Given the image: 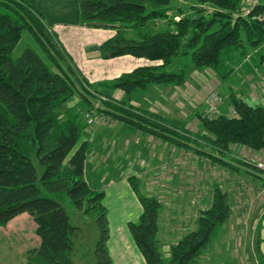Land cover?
<instances>
[{
    "label": "trees",
    "instance_id": "1",
    "mask_svg": "<svg viewBox=\"0 0 264 264\" xmlns=\"http://www.w3.org/2000/svg\"><path fill=\"white\" fill-rule=\"evenodd\" d=\"M172 1L78 0L81 26L113 32L98 46L100 59L146 60L92 91L37 9L24 0H0V227L24 213L33 218L41 243L29 264H74L72 236L78 229L55 196H66L84 216L94 215L99 232L95 263L113 264L104 192L94 190L85 178L88 144L82 137L87 126L83 111L101 114L130 132L226 170H237L232 162L239 163L230 158L232 146L264 150V105L253 106L235 93L228 100L235 116L208 119L197 111L198 133L187 130L188 121L165 119L131 105L133 96L150 85L184 84L187 66L173 67L179 56L189 57L195 70L209 69L223 83L234 71L228 65L231 52L240 64L256 51L254 61L264 66V3L250 15L236 18L233 13L244 0H185L194 3L192 15L179 7L173 12ZM23 34L34 46L27 45L14 57ZM115 90L124 93L123 99L109 95ZM75 96L79 99L64 111ZM35 165L42 170L40 175ZM132 185L142 209L139 219L127 227L145 264H197L211 251L217 230L231 216L229 196L213 185L209 207L198 216L196 228L172 245L166 258L157 239L162 204L141 195L139 182Z\"/></svg>",
    "mask_w": 264,
    "mask_h": 264
},
{
    "label": "rangeland",
    "instance_id": "2",
    "mask_svg": "<svg viewBox=\"0 0 264 264\" xmlns=\"http://www.w3.org/2000/svg\"><path fill=\"white\" fill-rule=\"evenodd\" d=\"M193 4L192 1L188 3L185 0H173V12L179 7L186 14L192 15L191 6ZM246 6L244 0L234 11V17L245 15ZM198 7L208 12L213 10L208 6L199 5ZM112 34L111 30L110 36ZM27 45L34 46L31 39L23 34L13 51L14 57H17ZM236 56L234 52L230 53L231 60H228V65L232 68L238 66L237 69L243 71L241 68L246 69L248 64L253 67L258 65L259 72L254 70L258 75L256 77L250 75L246 80L250 86L248 91L260 99L262 96L264 98V66L257 64V61L254 63L252 61L243 63L242 61L238 64ZM252 56L254 61L257 55ZM189 62V57L182 56L174 60L173 67L187 66L185 82L182 86L164 87L159 95L157 92L156 99L160 100L155 102L154 106L150 105V109L163 116L182 117L183 119L190 117L188 119L191 120V112L199 107L207 95L217 90L219 77L209 69L195 70ZM239 73V71L233 73L231 81L226 84L228 86L225 84L221 86V92L217 90L222 100L219 115L230 116V110L233 108L230 107L227 112H223L226 107L223 106V99L227 101L228 98L229 100L230 94L227 88L234 82L239 83ZM89 82L90 89L96 90L98 85ZM108 93L111 96V92ZM140 97L152 96L147 94ZM122 98L113 99L119 101ZM78 99L79 97L75 96L67 102L64 111L74 105ZM138 100L142 103L140 99ZM82 118L87 125L82 136L88 144L87 161L89 165L85 168L86 179L94 190H104L103 205L107 209L111 230L114 229L116 236H121L123 239L121 245L132 240L127 221L132 213L135 214V206L137 207L139 202L132 185L133 181L139 182L138 190L141 195L163 200L164 207L162 206L163 209L158 216L157 239L160 242L162 254L166 258L169 257L171 246L196 228L195 221L209 206L213 185L218 184L230 198V219H232H229L223 229L217 230L212 242V250L201 256L197 264H259L264 259V223L261 222L255 231L254 224H252L258 216L255 199L257 184L252 181L251 174L247 172L246 165L242 162L246 158L255 159L264 156V150L253 151L242 146H232L230 158L237 159L239 163L231 161L237 169L231 171L213 165L208 159L191 158L190 154L183 150L168 149L156 139L139 136V133H130L120 123L96 112L83 111ZM197 120L192 119L189 123L187 122V128L198 133L200 123ZM79 144L80 141L68 158ZM195 161L199 165L191 169L189 166ZM35 166L40 175L42 170L37 165ZM201 180L203 187H201ZM174 197L186 198L176 202ZM54 199L66 209L70 224L78 229L72 236L73 251L70 255L72 262L74 264H96L94 250L99 232L94 215L84 216L71 205L66 196H55ZM128 211H130L129 214ZM253 216H255L254 221ZM125 253L124 257H130L129 252Z\"/></svg>",
    "mask_w": 264,
    "mask_h": 264
},
{
    "label": "crops",
    "instance_id": "3",
    "mask_svg": "<svg viewBox=\"0 0 264 264\" xmlns=\"http://www.w3.org/2000/svg\"><path fill=\"white\" fill-rule=\"evenodd\" d=\"M24 1L31 4L35 9H37L41 13L47 27L56 35L64 51L69 55L74 65L77 67L80 73L88 80V82L91 81L92 83L97 85L100 83L109 82L119 77L121 74L130 72L133 69L142 66L146 63V60L144 61V59L142 60L131 56H123L110 60L100 59L98 54V46L110 36L111 30L105 28H93V27L81 26L79 22L78 0H24ZM251 61L253 63L256 62L253 60ZM257 67H253L248 64L246 69H244V67L241 68L243 69V71L237 69V66L234 67L235 69L234 72H238V71L240 72L239 73L240 77L238 79L239 83L238 84H236L237 82L232 83L227 88L229 91L228 94L235 93V95L239 99H242L253 106L264 105L263 96L260 99L258 96L256 97L254 94H252L251 91H248V89H250V86L248 85V80H246V78L250 75L256 77L258 73L256 74L254 70L259 72V69ZM234 72H232V74L229 76L228 81H231V76L233 75ZM227 82L223 83L220 80L217 90L220 91L221 86H223L224 84L226 85ZM162 89H164V86L150 85L145 91L137 92L133 96L131 100V105L134 108L143 109V110L146 109L150 112H155L159 114L157 111L150 109L149 106L150 105L154 106L155 102H159L160 99H156V93L158 92L159 95V92ZM176 90L178 89L176 88ZM147 94L152 97H144V98L142 97L143 98L142 100L140 96L142 95L145 96ZM111 96H113V98L124 97V93L122 91L115 90L111 92ZM138 99H140L142 103H140ZM166 100L168 102V99ZM223 100H224L223 106H226L224 107L223 112H227L228 109H230L228 98L227 101H225V99ZM202 101L199 107H197L196 110L194 109L191 112L192 113L191 120L198 119L196 116L197 111L201 114V109L203 106ZM175 106L177 107V104H175ZM159 115L165 119L178 120V121H188L189 120L188 118H190L188 117L183 119L182 117L174 118L166 115L164 116L161 114ZM191 120H189L188 123ZM197 121L199 123V120ZM187 130L189 129L187 128ZM127 131L130 132L128 129ZM189 131H191L192 133H196L195 131L192 130ZM139 136L142 135L139 134ZM164 146L167 147L168 149H176L173 147H169L165 144ZM186 153L190 154L191 158L206 159V158L194 156L191 152H186ZM231 153H232V147H231ZM86 165L88 167L89 165L88 161ZM198 165L199 163L195 161V163H191V166L189 167L191 169H194V166L196 167ZM243 170H245L244 167ZM250 177H252V181L255 184H257V181L255 180L254 176L251 175ZM201 184H202L201 187H203L202 180H201ZM208 196L210 197V192L208 193ZM183 198L186 197H174V200L176 202H180L183 200ZM159 201L164 207L163 200L159 198ZM256 206H257L256 210L258 211V204H256ZM129 212L130 211H128V214ZM140 214H141V206L138 202V206L137 207L135 206V214L134 213L131 214V218H128L127 223L129 221H137ZM252 218L254 221L255 216H253ZM261 222L262 224L264 223V217L259 220L258 225ZM252 224L254 223L252 222ZM110 225L111 223L109 221L108 250L112 258L113 264H122V263L145 264V261L143 260L141 254L135 247L133 241L131 240L125 243L127 246L124 243L121 245L123 239L121 238V236L119 237L116 236L114 229L112 231L111 230L112 226ZM223 228L224 226L221 227V229ZM35 229H36V223L34 222L33 218L27 213L17 216L6 227L3 228L0 227V264H29L30 259L37 255V248L40 246L41 243V239L35 233ZM125 252H129L130 257H124L126 254Z\"/></svg>",
    "mask_w": 264,
    "mask_h": 264
},
{
    "label": "built area",
    "instance_id": "4",
    "mask_svg": "<svg viewBox=\"0 0 264 264\" xmlns=\"http://www.w3.org/2000/svg\"><path fill=\"white\" fill-rule=\"evenodd\" d=\"M246 12L245 15L247 16L257 8L259 5L264 3V0H245ZM261 19L264 20V9L261 14ZM255 52L250 53L245 59H243V63H250L251 57ZM222 103L221 96L217 90L211 92L203 101V109L201 110V115L208 119L215 118L219 116V108L220 104ZM236 112L234 109L230 110V116H235ZM243 164L246 165L245 169L250 172L251 175L254 176L255 180L257 181V188L255 192V199L256 203L258 204V217L254 223V231L257 229L258 222L261 218L264 217V156L260 158H253L252 159H244ZM254 171H253V170Z\"/></svg>",
    "mask_w": 264,
    "mask_h": 264
}]
</instances>
